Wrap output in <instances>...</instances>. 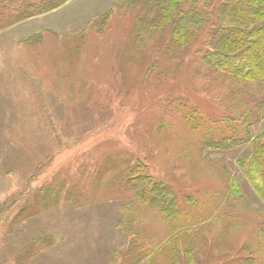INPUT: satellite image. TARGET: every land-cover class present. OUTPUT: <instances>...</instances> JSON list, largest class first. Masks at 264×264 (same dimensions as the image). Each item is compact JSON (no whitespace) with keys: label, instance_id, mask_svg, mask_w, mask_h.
<instances>
[{"label":"rangeland","instance_id":"obj_1","mask_svg":"<svg viewBox=\"0 0 264 264\" xmlns=\"http://www.w3.org/2000/svg\"><path fill=\"white\" fill-rule=\"evenodd\" d=\"M110 9L106 27L96 32L88 26L83 38L76 35ZM140 9L130 0H69L0 31V205L13 203L11 213L57 177L80 193L10 229L5 218L0 264H117L128 247L125 219L143 232L137 238L143 250L172 246L173 240L177 253L166 252L173 264H213L263 224L264 203L237 163L249 144L220 148L215 140L201 146L179 111L185 102L217 120L237 101H250L262 113L264 88L247 82L250 90L238 94L235 81L195 54L198 45L181 52L169 48L167 32H146L149 16ZM256 130L254 124L251 133ZM136 160L177 193L174 222L139 207L124 179ZM233 180L243 200L228 208ZM172 225L186 233L170 239ZM43 237L45 246L16 259L20 247ZM189 243L193 250L185 247ZM148 258L139 264H152ZM159 262L169 261L159 256Z\"/></svg>","mask_w":264,"mask_h":264},{"label":"trees","instance_id":"obj_2","mask_svg":"<svg viewBox=\"0 0 264 264\" xmlns=\"http://www.w3.org/2000/svg\"><path fill=\"white\" fill-rule=\"evenodd\" d=\"M67 1L69 0H0V31L25 19L44 15ZM130 6H140L143 16H149L146 21L151 24V28L145 29L146 32L169 34V48L174 45L181 52H186L198 45L195 54L202 56L204 65L212 68L218 75L235 81L233 86L238 94H245L250 90L245 88L247 82L257 83L264 88V0H130ZM111 13L112 9L86 23L85 28L76 35L83 38L88 26H92L96 32L106 27ZM136 35L139 36L138 31ZM247 104L246 106V103L237 101L231 110L225 109L219 119L215 120L206 117L195 106L182 102L179 115L187 130L201 138V146L209 147L215 140L221 142L218 145L220 148L249 144L248 153L237 163L256 196L264 203V127L259 124L264 122V111L257 113L255 104L249 105L250 101ZM260 105L264 108V98ZM254 124L257 130L251 133ZM126 169L125 182L132 187L139 207L157 211L166 222L173 220L174 213H179L176 209L179 198L171 184L150 174L148 165L139 160L129 163ZM118 183L120 186L124 184ZM79 195L74 188H68L63 178L57 177L56 181L35 189L31 199H23L11 213L8 210L13 203L8 201L1 204L0 223L8 218L7 228L10 229L29 215H35L61 201H74ZM226 195L225 203L228 208L243 200L240 187L234 180L230 182ZM217 219L216 213L212 217L213 223ZM256 220L257 218L250 223ZM132 223L131 219L122 222L121 229L125 235L123 244L126 245L128 235L129 240L127 250L117 258V264H125L124 261L128 262L126 264H139L144 257H149V263L161 264L159 256L167 258L168 264H173L171 255L166 252L167 248L176 252L175 242L170 241L174 244L172 246L154 245L143 250L144 246L137 239L143 232L137 231ZM176 226L173 229L175 232L172 231L176 234H171L170 239H176L177 234L186 233L184 228L179 230ZM257 230L248 242H242L230 256L213 264H264V222H261V227ZM47 240L45 237L30 240L18 248L16 259H28L40 246H45ZM185 247L189 250L194 248L192 243ZM180 254L181 250L177 255ZM181 261L188 262L185 255Z\"/></svg>","mask_w":264,"mask_h":264}]
</instances>
